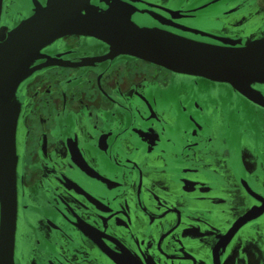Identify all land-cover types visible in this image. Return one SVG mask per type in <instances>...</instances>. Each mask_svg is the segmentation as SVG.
<instances>
[{
  "label": "flooded vegetation",
  "instance_id": "af4514ba",
  "mask_svg": "<svg viewBox=\"0 0 264 264\" xmlns=\"http://www.w3.org/2000/svg\"><path fill=\"white\" fill-rule=\"evenodd\" d=\"M65 1L78 20L96 6L100 30L46 43L18 85L15 264H264V103L102 38L118 9L243 46L264 39V0ZM31 4L3 0L1 35ZM245 81L264 101V71Z\"/></svg>",
  "mask_w": 264,
  "mask_h": 264
},
{
  "label": "water",
  "instance_id": "95a60500",
  "mask_svg": "<svg viewBox=\"0 0 264 264\" xmlns=\"http://www.w3.org/2000/svg\"><path fill=\"white\" fill-rule=\"evenodd\" d=\"M2 2L0 0V16ZM31 3L30 16L20 20L8 32L0 33V264H15L18 217L16 129L20 113L16 96L18 85L35 69L48 65L44 62L32 66L41 47L69 32L87 30L97 33L100 30L97 15L102 14L96 6H93L94 11L89 7L88 18L78 20L74 18L76 11L68 9V4H71L68 1L48 0L42 4L31 0ZM75 3L90 4L87 1ZM114 13L112 19L121 24L117 34L101 36L110 44V53L140 58L185 75L228 82L239 93L257 103H264L258 91L247 89L248 82L245 81L247 69H256L258 73L264 71L263 38L249 40L238 47L234 43L230 47L211 45L164 29L140 26L130 19L129 10L105 11L106 16ZM191 31L196 34V29Z\"/></svg>",
  "mask_w": 264,
  "mask_h": 264
}]
</instances>
